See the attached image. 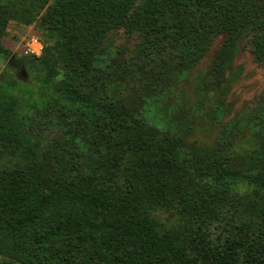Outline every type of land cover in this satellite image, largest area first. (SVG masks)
I'll return each mask as SVG.
<instances>
[{"label": "trees", "instance_id": "obj_1", "mask_svg": "<svg viewBox=\"0 0 264 264\" xmlns=\"http://www.w3.org/2000/svg\"><path fill=\"white\" fill-rule=\"evenodd\" d=\"M36 19L55 34L54 47L16 57L0 43L9 58L0 79L7 264H264V125L247 149L225 134L198 148L151 123L142 97L130 104L75 81L122 27L139 38L127 74L162 91L225 34L219 82L244 36L264 62V0H12L0 2V37L9 20ZM25 64L37 68L34 88L21 83L30 108L8 92L11 68L22 73ZM51 129L61 140L44 146ZM240 187L256 198L240 202ZM163 212L176 223L162 222Z\"/></svg>", "mask_w": 264, "mask_h": 264}, {"label": "rangeland", "instance_id": "obj_2", "mask_svg": "<svg viewBox=\"0 0 264 264\" xmlns=\"http://www.w3.org/2000/svg\"><path fill=\"white\" fill-rule=\"evenodd\" d=\"M10 1L12 0H0L3 3ZM32 39H37L42 47H54L56 36L50 29L40 25L38 19L31 23L9 20L4 26L0 43L13 56L23 57L30 55L25 51ZM224 40L225 34L215 35L202 57L176 78L169 88L162 91L157 87H149V80L146 78L140 81L127 74L135 68L134 51L139 38L137 35H127L119 27L109 32L105 40L106 53L97 57L98 66L93 70L102 73L103 82L100 79L94 81L91 75L93 71L88 70L76 77L75 81H82L99 90L119 91L130 104L138 102L142 97L146 100L145 108L151 123L164 132L195 143L198 148H212L217 139L225 134L243 149H247L257 144L264 125V62L253 57L252 44L244 36L237 43L238 51L231 68L225 72L221 81L216 82L214 64ZM41 52L42 50L39 55ZM8 61L9 58L0 54V79ZM36 74L37 68L29 64L24 65L22 73H18L15 67L11 68L10 75L18 82L8 91L13 104L31 107L34 98L27 96L22 84L29 89L34 88ZM2 89L0 88V92ZM236 124L238 128L235 127ZM60 140L58 129H51L45 133L43 145ZM238 191L240 202L255 197L250 196L244 187H240ZM256 200L261 203L259 198ZM159 219L167 224L176 223L175 216L168 212L161 213ZM0 264H7V259L2 255Z\"/></svg>", "mask_w": 264, "mask_h": 264}, {"label": "built area", "instance_id": "obj_3", "mask_svg": "<svg viewBox=\"0 0 264 264\" xmlns=\"http://www.w3.org/2000/svg\"><path fill=\"white\" fill-rule=\"evenodd\" d=\"M35 42L38 46H37V48L36 47H33L32 46V42ZM27 49H26V51H25V53H27V54H35V55H39V52L41 51V49H42V46H41V44H40V42L37 40V39H32L28 44H27Z\"/></svg>", "mask_w": 264, "mask_h": 264}, {"label": "crops", "instance_id": "obj_4", "mask_svg": "<svg viewBox=\"0 0 264 264\" xmlns=\"http://www.w3.org/2000/svg\"><path fill=\"white\" fill-rule=\"evenodd\" d=\"M31 44H32L33 47H36V48L38 46L34 41Z\"/></svg>", "mask_w": 264, "mask_h": 264}]
</instances>
